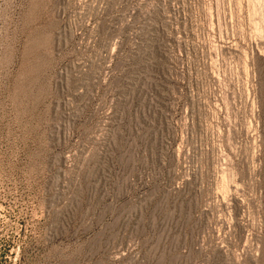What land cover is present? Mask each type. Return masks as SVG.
Returning <instances> with one entry per match:
<instances>
[{"label": "rangeland", "instance_id": "1", "mask_svg": "<svg viewBox=\"0 0 264 264\" xmlns=\"http://www.w3.org/2000/svg\"><path fill=\"white\" fill-rule=\"evenodd\" d=\"M0 264H264V0H0Z\"/></svg>", "mask_w": 264, "mask_h": 264}]
</instances>
